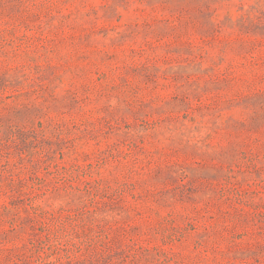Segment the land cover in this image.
Segmentation results:
<instances>
[{
    "label": "rangeland",
    "instance_id": "374dc122",
    "mask_svg": "<svg viewBox=\"0 0 264 264\" xmlns=\"http://www.w3.org/2000/svg\"><path fill=\"white\" fill-rule=\"evenodd\" d=\"M0 264H264V0H0Z\"/></svg>",
    "mask_w": 264,
    "mask_h": 264
}]
</instances>
